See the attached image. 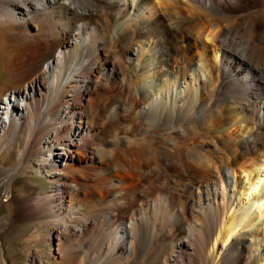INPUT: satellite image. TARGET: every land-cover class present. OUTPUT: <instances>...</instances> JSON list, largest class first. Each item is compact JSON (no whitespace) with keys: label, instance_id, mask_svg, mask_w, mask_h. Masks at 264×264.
Returning <instances> with one entry per match:
<instances>
[{"label":"bare ground","instance_id":"6f19581e","mask_svg":"<svg viewBox=\"0 0 264 264\" xmlns=\"http://www.w3.org/2000/svg\"><path fill=\"white\" fill-rule=\"evenodd\" d=\"M0 1L14 259L264 264V0Z\"/></svg>","mask_w":264,"mask_h":264},{"label":"rangeland","instance_id":"374dc122","mask_svg":"<svg viewBox=\"0 0 264 264\" xmlns=\"http://www.w3.org/2000/svg\"><path fill=\"white\" fill-rule=\"evenodd\" d=\"M0 3H1V1H0ZM1 6H2V4H0V10H1ZM14 30H15V26L12 23H10V22H7V23H5L3 25H0V95L3 94L6 90H8L9 86L12 83L11 74L7 70V62L9 61L10 58H13V57H14L13 59L16 60L15 56H16V54L18 55V53H17V51L13 50L12 47L9 46V44L6 41L5 37H6V35H8L9 33L13 32ZM176 55H177V53L172 52V57L173 58L176 57ZM109 111H110V109L107 111V113ZM34 157H36V156H34ZM14 159H15L14 153H13V151H11V152H9L7 154L6 163L13 162ZM27 169L29 170V167L27 165H24L16 173L15 179L17 181V184H19V179L21 178L22 175L31 173L29 175H31L32 179L36 180L37 183L42 185V189H46L47 188V184H46V181H45L44 177L41 176L37 172H27V173L24 172ZM2 191L3 190L1 189V186H0V198L4 197V193ZM24 222H26V220H24V221H22V220L16 221L15 224H13L11 226V227H14L12 229L10 227H8L6 229V228L2 227V225L0 224V248L3 249L4 253L9 257V264H33L31 261H29L28 258L27 259H25V258H22V259L21 258H15L14 259L12 257L14 251L16 250L17 245L21 242V240L23 238V233H22V231H20L18 229V225L19 224H24ZM37 226L39 227V224ZM139 244H140L139 245V251L137 252L136 256L133 257V258H135V259H133V260H135V261H133V263L134 262L136 263V261L140 259V256L138 255L139 252L141 254L142 252H145V249L146 250L150 249L151 238H149V237L140 238L139 237ZM35 246L36 245H32L31 247H35ZM31 247L30 248H26L25 250L31 252L32 251ZM37 247L41 251V253L44 255L45 252H43L42 249L45 247V245L41 244V245H37ZM43 257H42V260H44V262H46L44 264H53V261H54L53 259L45 258V257L43 258ZM17 259H19V260H17ZM23 259H25V260L23 261ZM90 261L91 260H88L86 262V264L92 262V261L91 262Z\"/></svg>","mask_w":264,"mask_h":264}]
</instances>
